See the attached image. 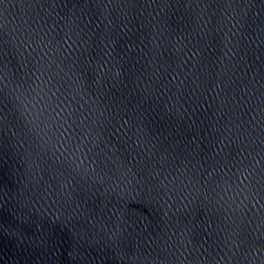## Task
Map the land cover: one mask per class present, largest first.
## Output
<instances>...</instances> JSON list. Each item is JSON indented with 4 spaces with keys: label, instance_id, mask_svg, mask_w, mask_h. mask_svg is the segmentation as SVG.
I'll return each mask as SVG.
<instances>
[{
    "label": "water",
    "instance_id": "water-1",
    "mask_svg": "<svg viewBox=\"0 0 264 264\" xmlns=\"http://www.w3.org/2000/svg\"><path fill=\"white\" fill-rule=\"evenodd\" d=\"M0 37V264H264V0H0Z\"/></svg>",
    "mask_w": 264,
    "mask_h": 264
},
{
    "label": "snow or ice",
    "instance_id": "snow-or-ice-1",
    "mask_svg": "<svg viewBox=\"0 0 264 264\" xmlns=\"http://www.w3.org/2000/svg\"><path fill=\"white\" fill-rule=\"evenodd\" d=\"M4 48L5 43L2 37H0V122L6 120L11 111L8 107V104L5 103L7 97L4 95V89L6 86L2 83V81L6 78L5 69L7 67L4 62ZM36 71H41V68L37 67ZM34 74L35 73L29 75L28 73H25L17 80L15 89V91L17 92V95L15 96L16 105H19L20 107H23L25 109L34 110L36 112V116L34 117V119H38L39 117L45 115L52 116L53 113H55L53 119L60 117L61 114L66 111V108L62 107L63 101H61L59 97H56V100L53 101L52 97L49 96L48 93L43 92V89H41V91H37L36 88L33 87L32 83V76ZM37 79L39 78L37 77ZM41 83H43V81ZM50 91L51 89H49V92ZM9 103H11V101ZM53 103L56 104V107H53ZM49 109H51L52 111L49 112ZM57 109H59V111ZM69 118L70 115L69 117H65V122ZM54 127H56L57 131H59V129L63 128L64 125L60 123L54 125ZM66 132H68V129H65L64 132L61 133V136L63 137L64 142L67 143V148L65 149L67 152L75 155V153L82 147H86V145H82L81 137L77 135L74 130L69 135H65ZM81 154L84 155V153ZM73 163H75V161H73ZM169 175H171V173ZM181 175L184 174L178 173L176 176H173V181L180 180ZM185 179L187 180V183H184L183 180H180V183L183 185L184 190H187L189 188L192 189V191L189 192V195H192L194 199H200L201 197H203L204 199L212 201L216 196H221V199H223L221 193L226 195L231 191L235 196H239L245 190L241 187L242 182L236 183L231 179H229V181L227 182V186L221 189V192H216V187H219V185L209 187L208 185L210 182L201 177H196L195 175H193L192 177L185 176ZM169 183H172V181H169ZM164 189H168V191L173 190L168 188V184H161L158 188L157 186L153 187V190L157 192V195H159ZM261 192H264V184L261 185L260 189L256 190V194L259 195ZM164 194L167 195V192H164Z\"/></svg>",
    "mask_w": 264,
    "mask_h": 264
}]
</instances>
